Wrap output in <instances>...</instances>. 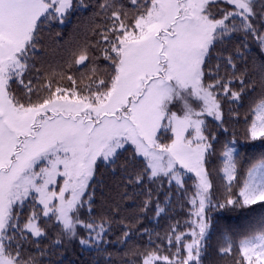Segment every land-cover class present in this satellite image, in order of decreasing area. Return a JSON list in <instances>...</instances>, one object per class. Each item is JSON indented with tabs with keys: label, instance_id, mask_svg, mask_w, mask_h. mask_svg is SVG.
<instances>
[{
	"label": "snow or ice",
	"instance_id": "1",
	"mask_svg": "<svg viewBox=\"0 0 264 264\" xmlns=\"http://www.w3.org/2000/svg\"><path fill=\"white\" fill-rule=\"evenodd\" d=\"M76 6L83 5L0 0V264H36L25 245L39 244L49 229L61 237L56 247L76 240L98 250L111 222L94 215L93 182L100 167L116 165L124 153L128 183L148 187L144 210L155 193V210L162 213L161 195L175 187L183 196L189 191L185 175L194 177L189 230L177 223L166 247L155 244L139 254L140 264H201L210 210L264 203V159L247 169L233 193L238 166L234 149L225 145L223 203H213L206 168L216 140L206 118L222 124L223 103L239 101L246 83L229 71L236 67L231 56L223 72L220 63L208 67L211 52L236 33L264 48V0H104L103 24L91 45L107 62L104 70L94 65L82 88L72 75L70 86L53 88L51 78L39 84L38 75L37 84L25 82L40 26L63 22ZM88 59L85 48L74 63ZM247 132L253 141L264 139V96L250 107ZM239 252L243 264H264V231L241 239ZM230 253L231 246L220 250Z\"/></svg>",
	"mask_w": 264,
	"mask_h": 264
},
{
	"label": "trees",
	"instance_id": "2",
	"mask_svg": "<svg viewBox=\"0 0 264 264\" xmlns=\"http://www.w3.org/2000/svg\"><path fill=\"white\" fill-rule=\"evenodd\" d=\"M102 2L104 0H74L75 5L83 6L74 7L62 23L49 22L40 26L36 35V51L31 58V65L34 67L25 77V82L32 78L33 84H37L38 75L39 84L51 78L53 88L56 84L70 86L67 76L72 75L82 88L88 83L94 65L101 71L104 70L107 62L99 58L98 48L91 47L97 41L96 33L103 24L99 8ZM121 3L127 5L128 0H121ZM256 11L259 12L260 9L257 7ZM129 12L132 14L131 9ZM259 30L262 33L264 27ZM85 48L88 50V61L83 65H75V57ZM229 56L236 65L235 69L229 68V71L243 76L246 83L239 101L223 103L222 124L206 118L207 133L216 137L213 141L215 150L208 155L206 161L213 185V203H223L227 198L224 187L226 182L222 179L221 172V154L225 145L234 149L238 166V179L233 184V193L238 191L247 169L264 159V139L253 141L247 132L250 107L258 97L264 96V53L253 36L244 37L242 33H236L211 52L208 67L215 68L220 63L223 72V62ZM232 86L235 90H240L238 81ZM13 88L18 96L24 95L18 85L14 84ZM36 98L34 95L33 101ZM127 157L129 153H124L116 165L100 167L93 182L94 215L97 218L105 216L111 222L105 243L99 245L98 250L96 247L82 248L76 240H64L61 246L56 247L55 241L61 237L57 230L49 229L39 244L25 245L26 256L31 254L35 257L36 264H140L139 254L152 250L155 244L166 247L167 234L177 223L180 231H186L192 210L187 201L194 191L193 179L185 177L189 191L183 196L175 187L171 192L161 195L160 206L165 209L162 213L157 214L155 210V193L152 205L144 210L148 187H134L128 183L121 167ZM208 215L211 228L204 242L201 264H243L239 242L264 231V203L250 207L237 204L224 209L215 208ZM125 232L128 233L127 236ZM229 246L231 253L221 255L220 250Z\"/></svg>",
	"mask_w": 264,
	"mask_h": 264
},
{
	"label": "rangeland",
	"instance_id": "3",
	"mask_svg": "<svg viewBox=\"0 0 264 264\" xmlns=\"http://www.w3.org/2000/svg\"><path fill=\"white\" fill-rule=\"evenodd\" d=\"M65 19V18H64ZM64 21V20H63ZM50 22H59V23H62V22H60V21H50ZM46 23H49V22H46ZM261 34H264V31L261 33ZM261 50H262V52L264 53V48H262L261 47ZM209 119H211V120H213L212 118H209ZM214 121V120H213ZM215 122H217V121H215ZM217 123H219V122H217ZM185 177H189V174H186L185 175ZM192 179H193V181H194V177H192ZM192 208V207H191ZM192 211V210H191ZM189 230V228L186 230V231H188ZM190 239V238H189Z\"/></svg>",
	"mask_w": 264,
	"mask_h": 264
}]
</instances>
